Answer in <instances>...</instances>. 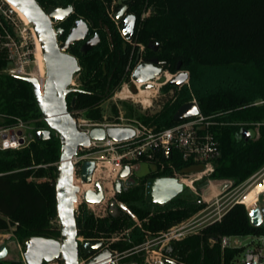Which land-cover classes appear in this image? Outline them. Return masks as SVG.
<instances>
[{
    "label": "trees",
    "instance_id": "16d2710c",
    "mask_svg": "<svg viewBox=\"0 0 264 264\" xmlns=\"http://www.w3.org/2000/svg\"><path fill=\"white\" fill-rule=\"evenodd\" d=\"M36 1L44 8L73 5L74 15L65 24L67 33L77 18L95 25L105 22V9L115 0ZM128 9L137 17L132 42L144 46L143 60L156 58L171 74L180 63V70L190 73V86H164L166 91H175V98L157 116L137 115L131 107L128 114L150 127L155 125V131L164 130L177 124L174 112L194 96L203 116L223 124L211 128L220 154L213 161L209 179L241 185L264 166V0H130ZM148 10L149 16L142 19V13ZM4 25L0 13V36H5ZM99 35L102 41L87 54L72 50L81 70L80 90L70 96L75 102L69 111L81 113L94 123L108 121L102 103L121 85L130 83L126 67L132 55V46L117 30L112 32L111 44L103 31L99 30ZM149 44L158 47L149 49ZM135 57L136 53L132 65ZM13 67L8 50L0 47V116L4 118L0 126L4 128L16 126L17 120L41 119L31 85L9 74ZM213 74L221 78L210 85L207 81ZM203 79L207 83L203 84ZM111 112L118 116L115 106ZM39 125L46 129L42 120ZM59 157L60 143L53 132L46 140L34 136L22 149L0 150V233L13 229L22 245L31 237L59 238L58 227L52 225L57 218L54 179ZM141 163L148 165V173L143 177L132 174L122 192L108 202L105 218L95 219L84 204L78 207L79 238L103 241L118 254L143 251L147 243L205 207L189 189L163 206L148 204L144 195L148 178L171 176L168 165L189 174L201 171V164L184 161L176 150L169 161L159 154L155 161ZM160 165L165 166L162 172ZM261 234L264 228L251 226L248 210L236 204L221 222L171 241L163 253L175 264H219L222 238ZM211 240L215 241L213 245ZM0 264L23 263L16 260Z\"/></svg>",
    "mask_w": 264,
    "mask_h": 264
},
{
    "label": "water",
    "instance_id": "95a60500",
    "mask_svg": "<svg viewBox=\"0 0 264 264\" xmlns=\"http://www.w3.org/2000/svg\"><path fill=\"white\" fill-rule=\"evenodd\" d=\"M15 6L28 19L41 44L45 63V79L43 91L37 78L19 77L29 83L36 105L40 111L41 119L46 126L44 130L35 132L36 139L46 140L51 132L55 133L60 143L59 162L55 168V203L56 216L60 236L58 239L31 237L25 240L22 259L25 264H50L59 261L60 264H78L79 257L86 259L84 264H119L121 260L139 252L118 254L104 246L103 241H81L78 237L77 216L74 205L77 202L79 187L73 184L72 158L76 155L78 147L88 146L90 139L101 141L105 138L113 141H124L134 136L131 128H93L89 134L78 130L76 122L68 109L67 95L73 92L69 89L74 74L80 72V66L74 56L68 54V49L74 43L82 42L81 52L86 53L93 48L99 38L95 35L87 39L89 27L83 20H78L68 31L66 39L58 44L63 31L60 28L54 30L53 24L62 22L72 12V7L59 8L48 7L45 10L38 5L36 0H5ZM127 0H118L121 9L115 14L114 20L120 24V33L126 42H130L134 36L136 17L126 15L127 7L122 5ZM157 45H148L149 49L156 50ZM181 64L176 67V75L169 84L179 89L187 82L188 72L180 70ZM163 73V65L158 59H150L138 64L131 79L134 83L144 84L150 87L149 82ZM134 89L133 87H131ZM72 100L71 106L74 105ZM199 110L194 102H188L180 106L173 114L175 122H182L198 115ZM172 150L163 151L162 157L169 161ZM95 171V163L86 161L81 168V179L85 184L92 182ZM140 171V169H139ZM138 171V172H139ZM135 172L134 174H136ZM133 172L128 165L123 166L113 184L115 194H120L123 188L121 179H129ZM95 191L85 190L83 200L86 204H99L104 200L103 187L99 182L94 184ZM187 190V186L172 177L148 178L145 183V200L150 205L163 206L173 201L177 196ZM264 203V195H263ZM114 202L110 203V207ZM120 208L126 207L119 204ZM250 225L264 228V207L255 206L248 212ZM8 255L5 245L0 246V261ZM154 264L149 256L145 255L139 262H127L122 264ZM158 264H175L174 262Z\"/></svg>",
    "mask_w": 264,
    "mask_h": 264
},
{
    "label": "built area",
    "instance_id": "2783aa9c",
    "mask_svg": "<svg viewBox=\"0 0 264 264\" xmlns=\"http://www.w3.org/2000/svg\"><path fill=\"white\" fill-rule=\"evenodd\" d=\"M6 5L9 6L5 0H0V13L6 15L9 18L8 14L13 15V11L7 8V12H5L3 10V6L5 7ZM138 46L141 51L144 49V46ZM142 62V59H139L132 65V61H129L126 71L129 72L130 83L136 84L132 81L131 75L135 67ZM8 73L11 75H20L21 72L12 68L8 71ZM175 75L176 73L172 75V78ZM157 79L159 78L156 77L154 80ZM191 102H194L197 105L199 110L198 115L182 122H178L176 125L170 128L159 131H155L153 128L143 126L136 121L135 125L108 122L94 123L85 117L77 118L75 114L78 112L72 114L78 130L84 132L85 134H89L93 128L107 129L127 127L134 131V136L128 140L113 141L111 139L105 138L104 140L97 141L90 139L88 146L78 147L76 155L71 160L73 166V184L74 180H80L82 183H84L81 179V168L84 162H94L95 171L97 170L100 160L102 159L101 154L103 153H108L111 151L116 155V159L119 162V174L125 165H128L131 170H133V165L141 162L155 161L157 155H162L163 151L171 149L172 151L176 150L179 152L182 155V159L184 161L192 160L193 162H197L203 166L201 171L189 173V175L185 173H179L174 167L168 165L171 170V176L169 177L175 178L178 180V182L185 184L187 189H193L192 185L195 183V181H199L210 176L214 171L213 161L219 157L220 149L219 142L211 132V128L214 126H222L223 124L213 121L212 117L203 116L195 100L193 99ZM14 128L15 127H7L0 130V150L14 149L17 145H19V143H22L21 141H23V138L19 137V132H14ZM133 162L137 163L133 164ZM164 167V165H160L161 172L164 170ZM94 173L92 175V182L90 184H86L92 185V189L90 190L93 191L96 190L94 184L97 183L93 180ZM121 180L124 187L127 184L128 179ZM263 181L264 166L249 179H247L244 184L252 182V185L249 187L251 188L255 183H260ZM80 193L81 189L79 187V192L77 193V202L74 205L75 213L78 212V207L84 204L88 211H92L91 213L95 219H102L107 216L108 203L105 204V191L104 200L101 203L94 205L81 202L77 207V203L80 201ZM263 195L264 190L259 195L258 202L255 206H259L261 208L264 207L263 200L261 199V197L263 198ZM240 198L233 199L230 192H227L226 186L221 188L213 202L197 212V214L192 219L185 221V225L182 223L178 226L172 227L167 232L162 233L158 238L146 244V248H144L145 250L154 247V249L151 250V255H154V259H151V255H149L150 261L154 262V264L173 262V259L167 257L163 253L164 248L171 241H179L184 237L186 238L187 236L199 233L202 229L212 224L221 222L223 217L234 205H244L242 204V200H240ZM260 202L262 203L261 205H259ZM94 207H97V211L94 210ZM245 208L248 210V212L253 209H248L246 206ZM231 238L235 237H224L220 240L221 258L219 264H264V234L245 236L244 241H235L234 244L230 243ZM80 240L83 241L82 238H80ZM214 243L215 241H210L211 245ZM85 261L86 260L79 258L78 264H84ZM146 263L147 261H145L144 264ZM50 264H60V262L54 261Z\"/></svg>",
    "mask_w": 264,
    "mask_h": 264
},
{
    "label": "rangeland",
    "instance_id": "374dc122",
    "mask_svg": "<svg viewBox=\"0 0 264 264\" xmlns=\"http://www.w3.org/2000/svg\"><path fill=\"white\" fill-rule=\"evenodd\" d=\"M7 8L11 9L8 5H6L5 7L3 6V10L5 12H7ZM2 15H3V22L6 24L4 25L6 30H5V36H0V47L6 48L8 50V53L14 62L13 69L21 72L20 75L14 74V76H18V77L33 76L38 79L37 73H36L37 72L36 71V59L34 55L35 51H34V43H33V38H32V30L30 29L31 25L30 26L25 25L19 19V17L17 16L15 12H13V15L8 14L9 18L4 14ZM172 75L173 74H171L169 71L164 70L163 73L158 76L159 79L153 80L151 82L150 87H146L143 85L137 88L136 84H132V83H125L121 85V87L118 90H116L114 93L109 95V97H107L102 103L103 114L107 118L108 120L107 122L135 125V121H136L143 126L153 128L155 125L150 127L144 124L139 119H137V117L130 116L128 114L129 108L131 107L136 112L137 115H143L145 113H148L149 115L157 116L158 114H160L164 106L167 105V103H170L175 98L174 90L166 91L163 89L164 86H166V84H168L169 81L172 79ZM188 75H189V78L187 82L185 83V86H190V73L189 72H188ZM220 78H221V75L220 77H217L216 74H213L210 76V80L207 82L208 84L212 85L213 83L216 82V80ZM223 80H225V78H223ZM207 82L204 79L202 81L203 84ZM74 83L79 84L77 77H75ZM130 87H133L134 90H130ZM146 90L149 92H146L145 94L141 92V91H146ZM121 91H122L121 96H119V92ZM193 99H194V96H193ZM113 106H115L118 111L117 117H115V115L111 112V109ZM75 116L77 118L85 117L83 114H79V113H76ZM40 121L41 119H38V118L37 119L34 118L27 122L22 121V120H17V125L14 126L15 127L14 132L15 133L19 132L18 135L19 137L23 138V141H21L22 143L21 144L19 143V145H17L14 148L15 150H19L24 147H27L30 140L34 138L35 132L38 130L45 129V127H42L41 125H39ZM3 122H4V118L0 116V124H2ZM3 128L4 127L0 126V130H2ZM255 131H256V136H255V140H256L258 138V127L256 128ZM7 150H10V149H7ZM101 156H102V159L100 160L99 171L97 175L98 180H96V182H100L102 187L103 185L107 186L108 184L109 185L111 184L110 185L111 191L109 192V196L106 197L107 199H105V204H107L110 200H114L116 196L113 190L112 184L118 178L119 162L116 159V155L113 154V152L111 151L108 153H103L101 154ZM138 164L133 165L132 172L133 173L137 172L136 175L138 177H143L145 176L146 173H148L149 167L147 164H144V163H138ZM244 183L235 187L233 186V183L231 181H228V180L216 181V180H210L209 177H206L199 181H195V183L192 185L193 189H190V191L192 192L194 198H199V200L203 204H205V206H208L209 204L213 202V200L217 197L221 188H223L224 186H226L227 192H230L233 199L240 198L243 194L247 192L249 187L252 185V182L246 183V184ZM195 184H198V186ZM82 194H83V191L81 190L80 201H78L77 207L79 206L81 202H84ZM261 204L262 203L260 202L259 205ZM94 210L97 211V207H94ZM196 214L192 215L188 220L192 219ZM135 222L139 224V222L137 221ZM52 225L58 227L57 218L56 220L52 222ZM184 225H185V222H184ZM235 241L242 242L244 241V237H235V238L230 239L231 244H234ZM1 245H5L8 249V255L2 261L9 262V261L20 260L23 264H25L22 259L24 245L19 244L18 241L15 239L14 234H13V229H10L6 233H0V246ZM153 249L154 247L149 248L147 250L143 249V251L135 253L133 257H129L127 259L121 260V262L123 263L125 261L133 260V258H137L138 256L140 257H144L145 255L149 256L151 255V250ZM151 259H154V255H151Z\"/></svg>",
    "mask_w": 264,
    "mask_h": 264
},
{
    "label": "flooded vegetation",
    "instance_id": "af4514ba",
    "mask_svg": "<svg viewBox=\"0 0 264 264\" xmlns=\"http://www.w3.org/2000/svg\"><path fill=\"white\" fill-rule=\"evenodd\" d=\"M130 0H127V1H125V2H123L122 3V5H125L126 7H127V12H126V15H134V14H132V13H130L129 12V9H128V2H129ZM37 2V1H36ZM38 3V2H37ZM38 5L39 6H41L39 3H38ZM72 7V12H71V14L68 16V17H66L65 18V20L64 21H62V22H57V23H55V24H53V28H54V30H56L57 28H60L62 31H63V33H62V35H61V38H60V40L58 41V44H61L65 39H66V37H67V34H68V31L73 27V25H74V23L76 22V21H78V20H83L84 22H86L87 23V25H88V27H89V33H88V37H87V39H90V38H93L95 35L99 38V42L93 47V48H95V47H97L99 44H100V42L102 41L101 40V37H100V35H99V30H101V31H103L104 32V34L106 35V39H107V41H108V43L109 44H111L112 43V32H115V30H117L118 31V33L120 34V36H121V33H120V24L119 23H117L115 20H114V16H115V14H117V12L121 9V5H119L118 4V0H115L113 3H112V5L111 6H109V7H106V9H105V22H99L97 25H95L94 23H92L90 20H87V19H84V18H77V19H75L73 22H72V26L68 29V31H67V33H65V31H66V29H65V24H66V22H67V20H69V18L72 16V15H74V8H73V5L72 4H70V3H68V4H66L64 7H61V6H49V7H59V8H67V7ZM41 8H43L44 10L46 9V8H48V7H46V8H44V7H42L41 6ZM149 14H150V11L148 10L147 12H144V13H142V15H141V18L142 19H144L145 17H148L149 16ZM135 16V15H134ZM136 17V16H135ZM136 24H137V17H136ZM136 27V26H135ZM112 31V32H111ZM122 37V36H121ZM123 39V38H122ZM133 39V38H132ZM124 40V39H123ZM125 41V40H124ZM131 46H132V55H134V53H136V57H135V62L136 61H138L139 59H142V61L143 62H145V61H148V60H150V59H148V60H143V52H144V49L141 51L140 50V48H139V46L137 45V44H135V43H133L132 42V40L130 41V42H128ZM82 45H83V43L82 42H77V43H74L73 45H71L70 47H69V49H68V54H70L71 56H74L76 59H77V61H78V65L80 66V62H79V58L76 56V55H74L73 53H72V50H77L79 53H81V54H87L89 51H91L93 48H91L89 51H87L86 53H82L81 52V47H82ZM132 55H131V58H130V60L132 61ZM80 70H81V67H80ZM163 71H164V68H163ZM79 74V73H78ZM78 74H74L73 75V77H72V80H71V84H70V87H69V89H73L74 91L73 92H71V93H69L68 95H67V98H66V101H67V105H68V109L69 108H73V106H71V104H72V100L74 99V98H72V99H70V96L73 94V93H75L76 91H78V90H80V85L79 84H75L74 83V80H75V77H77V79H78ZM136 87L138 88V87H140V85L139 84H136ZM130 90H134V89H132L131 87H130ZM146 92H149V91H145V92H143V94H145ZM75 102V101H74ZM42 120V119H41ZM105 247H107V248H109L107 245H104ZM132 256V255H131ZM79 258H81V259H84L83 257H79ZM142 257H140V256H138L137 258H133V260H130V261H128V262H139V260L141 259ZM84 260H86V259H84ZM124 260V259H123ZM119 264H122V262L120 261V262H118ZM123 263H127V262H123Z\"/></svg>",
    "mask_w": 264,
    "mask_h": 264
},
{
    "label": "bare ground",
    "instance_id": "6f19581e",
    "mask_svg": "<svg viewBox=\"0 0 264 264\" xmlns=\"http://www.w3.org/2000/svg\"><path fill=\"white\" fill-rule=\"evenodd\" d=\"M8 4H9L11 10L17 14L19 19L25 25H29V26L31 25L29 23L27 17L20 10H18L12 4H10V3H8ZM30 29L32 30V38H33V43H34V51H35L34 55H35V59H36V71H37L36 73H37L38 80L40 82L41 92H42L43 91V82H44V79H45L44 78L45 77V63H44V59H43V52H42L41 44H40V42H39V40H38V38H37V36L35 34V31L33 30L32 26H31ZM136 84H139L140 86H143V84H140V83H136ZM148 84H151V82L148 83ZM122 91L119 92V96H121ZM141 92H145V91H141ZM98 171H99V167L97 168V170L94 173V176H93V180L94 181L98 180V178H97ZM74 184L79 186L82 191L92 189V185L83 184L80 180H74ZM110 185L109 184L107 186L103 185V189L105 191V198L109 196V192L111 191V186ZM263 190H264V181L260 182V183H258V182L255 183L251 188H249L247 190V192L245 194H243L241 196L240 200H242V204H244L248 209L249 208H253L257 204L259 195L263 192Z\"/></svg>",
    "mask_w": 264,
    "mask_h": 264
},
{
    "label": "crops",
    "instance_id": "0c3cea01",
    "mask_svg": "<svg viewBox=\"0 0 264 264\" xmlns=\"http://www.w3.org/2000/svg\"><path fill=\"white\" fill-rule=\"evenodd\" d=\"M140 166V165H139ZM190 190V189H189ZM178 226V225H177Z\"/></svg>",
    "mask_w": 264,
    "mask_h": 264
}]
</instances>
